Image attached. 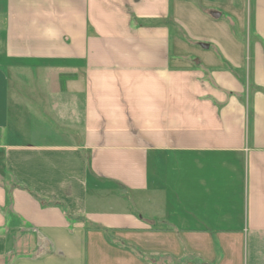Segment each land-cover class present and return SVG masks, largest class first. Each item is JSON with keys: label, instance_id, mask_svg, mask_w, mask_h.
I'll return each instance as SVG.
<instances>
[{"label": "crops", "instance_id": "crops-1", "mask_svg": "<svg viewBox=\"0 0 264 264\" xmlns=\"http://www.w3.org/2000/svg\"><path fill=\"white\" fill-rule=\"evenodd\" d=\"M221 13L225 62L193 45ZM228 67L264 88V0H0V264H264V95Z\"/></svg>", "mask_w": 264, "mask_h": 264}, {"label": "rangeland", "instance_id": "rangeland-1", "mask_svg": "<svg viewBox=\"0 0 264 264\" xmlns=\"http://www.w3.org/2000/svg\"><path fill=\"white\" fill-rule=\"evenodd\" d=\"M209 7L211 9H216V8H214L213 4H211V3H209ZM218 12H220V11L218 10ZM228 19H231V20H228ZM230 21L233 22L232 26L230 24L231 23ZM209 24L210 25H207L206 23H202V25L199 26L198 31H196V38H195L196 40H195L193 45H194V48H196V51H197L198 54H201V53L205 54L206 53L209 56L217 57L221 62L222 61L225 62V59L223 58V57H225V55L222 52L220 46L218 45V42L215 41V43H211L210 44V43H207L206 40H205L207 37H210V36L214 37L213 32H215V31L219 32L221 35H225V34L230 33V31L232 30V32L235 34V36L237 38L243 39V41L246 42L248 47L252 48L253 35L251 33V26L247 25L245 32H239L238 28L236 27V21L233 18H229L226 14H222V13H221V17L219 19H217V20L210 19ZM228 24H229V26H228ZM204 46L207 47V50H202V48H204ZM249 64H250V61H249ZM229 69L232 70L233 74L236 77H238L239 79L242 80V83L245 82L247 84V88H248V90L250 92L251 91V87H252L250 68H249L247 73H245V71L241 70V69L240 70L233 69V68H229ZM205 78L207 80V76H205ZM28 82L29 81H26L25 84L27 85ZM30 126L31 127H36L37 130H39V131H41L43 133H44L43 130H46L47 128L51 129L53 127L50 118H42L39 122H37L36 125L31 124ZM42 139L46 140V137H43L40 134L35 139V141H41ZM127 198L129 199V203L127 204V207L131 208L132 212L136 213V215L144 213V216H147L145 214H148V212H147L145 206L141 205V199L139 198V196H137V195H133V196L129 195L128 196L127 195ZM105 208H107V206H105ZM141 210L142 211L146 210V211L145 212L143 211V213L139 212ZM155 210L150 208V207H148V211H155ZM155 224H157V222Z\"/></svg>", "mask_w": 264, "mask_h": 264}, {"label": "trees", "instance_id": "trees-1", "mask_svg": "<svg viewBox=\"0 0 264 264\" xmlns=\"http://www.w3.org/2000/svg\"><path fill=\"white\" fill-rule=\"evenodd\" d=\"M60 81H61V83L63 82V80H60ZM62 85H63V83H62ZM251 89L254 91H259L264 95V88L254 86V84H252ZM126 245H127L128 250L134 252L135 254H139V251L136 250V248L133 245H131V244H126ZM201 264H203V263L201 262Z\"/></svg>", "mask_w": 264, "mask_h": 264}, {"label": "water", "instance_id": "water-1", "mask_svg": "<svg viewBox=\"0 0 264 264\" xmlns=\"http://www.w3.org/2000/svg\"><path fill=\"white\" fill-rule=\"evenodd\" d=\"M215 17H218V14H213ZM205 48H207L206 46H204Z\"/></svg>", "mask_w": 264, "mask_h": 264}]
</instances>
